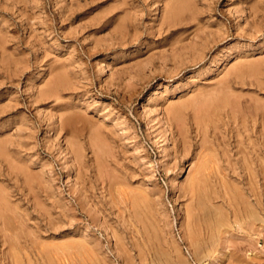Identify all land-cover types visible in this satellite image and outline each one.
Masks as SVG:
<instances>
[{
	"label": "rangeland",
	"instance_id": "obj_1",
	"mask_svg": "<svg viewBox=\"0 0 264 264\" xmlns=\"http://www.w3.org/2000/svg\"><path fill=\"white\" fill-rule=\"evenodd\" d=\"M260 105L264 0H0V264H264Z\"/></svg>",
	"mask_w": 264,
	"mask_h": 264
},
{
	"label": "bare ground",
	"instance_id": "obj_2",
	"mask_svg": "<svg viewBox=\"0 0 264 264\" xmlns=\"http://www.w3.org/2000/svg\"><path fill=\"white\" fill-rule=\"evenodd\" d=\"M174 2V1H173ZM249 6V5H248ZM254 6V5H253ZM252 6V7H253ZM250 10V9H249ZM7 38V37H6ZM7 48V47H6ZM6 52V51H5ZM236 66V65H235ZM255 67H256V65H255ZM239 68V67H238ZM236 72V71H235ZM237 74V73H236ZM250 85V84H249ZM47 86V85H46ZM195 91V90H194ZM233 91V90H232ZM192 95V94H191ZM233 95H234V93H233ZM60 97V96H59ZM211 97V96H210ZM207 98V97H206ZM258 98V97H257ZM201 99V98H200ZM236 99V98H235ZM239 99V98H238ZM257 100V99H256ZM246 101V100H245ZM237 102V101H236ZM249 102V101H248ZM241 104V103H240ZM239 104V105H240ZM243 104V103H242ZM256 104V103H255ZM260 106H262V105H260ZM205 108V109H202V108ZM225 107H229V108H231V109H234V108H237V107H240V106H236V103H235V101L232 99V97L230 96V95H228V94H224V95H220V96H218V97H216V98H212V99H210V100H203V102L200 104V109H202V110H205L206 111V113H209L210 114V111H211V113H212V109L214 110V113H215V111L217 110V109H221V108H225ZM259 107V106H258ZM245 108H247V107H245ZM240 109V108H239ZM259 109H261V111H260V116H262L261 118H262V122H263V124H264V106H262V108H259ZM68 111V110H67ZM222 113V112H221ZM233 113V112H232ZM216 115H217V113H216ZM220 114H218L217 116H219ZM234 115V114H233ZM79 116V115H78ZM246 116V115H245ZM260 116H259V118H260ZM74 118V117H73ZM258 118V119H259ZM82 119V118H81ZM198 120V119H197ZM246 120V119H245ZM87 122V121H86ZM195 122H197V121H195ZM252 122V121H251ZM71 123V122H70ZM262 124V125H263ZM73 125V124H72ZM255 125V124H254ZM207 126V125H206ZM258 125H256V127H257ZM255 127V126H254ZM253 127V128H254ZM248 128V127H247ZM262 128V127H261ZM200 129V128H199ZM250 129V128H249ZM206 130V129H205ZM258 130V129H257ZM73 132V131H72ZM73 134H75V133H73ZM92 134V133H91ZM262 134V133H261ZM220 136V135H219ZM260 136V135H259ZM208 137V136H207ZM252 138V137H251ZM255 140V139H254ZM260 143H261V141H260ZM97 146V145H96ZM260 147V146H259ZM202 149V148H201ZM255 150H258V149H255ZM207 154V153H206ZM210 154H212V153H210ZM74 155V154H73ZM253 155V154H252ZM257 155V154H256ZM259 155V154H258ZM262 155V154H261ZM110 157V156H109ZM216 159V158H215ZM213 161V160H212ZM242 161V160H241ZM244 161V160H243ZM245 161H247V160H245ZM259 164V163H258ZM217 165V164H216ZM260 165V164H259ZM100 166V165H99ZM216 167V166H215ZM262 168V167H261ZM264 168V167H263ZM106 169V168H105ZM261 170V169H260ZM224 171V170H223ZM201 172V171H200ZM206 172V171H205ZM211 174V173H210ZM209 174V175H210ZM109 175V174H108ZM213 177V176H212ZM245 177V176H244ZM263 177V176H262ZM206 180V179H205ZM212 181V180H211ZM262 181V180H261ZM209 182V181H208ZM240 182V181H239ZM258 183V182H257ZM139 184V183H138ZM215 186V185H214ZM222 187H223V185H222ZM220 188V187H219ZM252 188V187H251ZM28 189V188H27ZM122 189V188H121ZM256 189V188H255ZM113 190V189H112ZM219 190V189H218ZM223 190H225V189H223ZM222 190V191H223ZM4 191V190H3ZM2 191V192H3ZM114 191V190H113ZM257 191H259V190H257ZM121 192V191H120ZM245 192V191H244ZM123 193V192H122ZM228 193V192H227ZM232 193V192H231ZM205 194V193H204ZM233 194V193H232ZM113 195V194H112ZM220 195V194H219ZM236 195V194H235ZM263 195V194H262ZM239 197V196H238ZM250 197V196H249ZM248 197V198H249ZM112 198V197H111ZM208 198V197H207ZM243 198V197H242ZM0 199H1V197H0ZM204 199V198H203ZM236 199V198H235ZM234 199V200H235ZM263 199V198H262ZM197 200V199H196ZM200 202V201H199ZM205 202V201H204ZM217 202V201H216ZM251 203H252V201H250ZM153 203V202H152ZM203 203V202H202ZM212 203V202H211ZM239 203V202H238ZM261 203V202H260ZM204 204V203H203ZM233 205V204H232ZM250 205H252V204H250ZM262 205V204H261ZM131 206V205H130ZM204 206H205V204H204ZM4 207V206H3ZM145 207V206H144ZM207 207V206H206ZM230 207H232V206H230ZM255 207H256V205H255ZM255 207L253 208L252 206H251V208H249L246 212H245V217H248L249 219H247L246 218V221H249V220H251L252 221V223H255V222H264V217L259 213V211H257L256 209H255ZM260 207V206H259ZM209 208V207H208ZM215 208V207H214ZM217 208V207H216ZM234 208V207H233ZM257 208V207H256ZM261 208V207H260ZM117 209V208H116ZM141 209V208H140ZM207 209V208H206ZM220 209V208H219ZM232 209V208H231ZM259 209V208H258ZM223 212V211H222ZM237 212H238V210H237ZM210 214V213H209ZM216 214H217V216H215L216 217V220L218 221V222H223L224 223V221H222L224 218H223V215H222V213L220 212V211H217L216 212ZM224 214V213H223ZM132 215V214H131ZM234 215V214H233ZM243 215V216H244ZM243 216H241V217H243ZM207 217V216H206ZM214 217V216H213ZM214 217V218H215ZM201 218V217H200ZM202 219V218H201ZM228 219V218H227ZM243 219V218H242ZM211 220H213V219H211ZM3 221V220H2ZM6 221V220H5ZM12 221V220H11ZM129 221V220H128ZM132 222V221H131ZM208 222H209V220H208ZM217 222V223H218ZM237 222L239 223V224H241V222H240V218H238L237 219ZM212 223V222H211ZM216 223V222H215ZM237 223V224H238ZM5 224V223H4ZM110 224V223H109ZM185 225V224H184ZM222 225V223H220V226ZM241 227H244V226H241ZM260 229V228H259ZM153 230V229H152ZM216 230V229H215ZM259 231V230H258ZM193 232V231H192ZM209 233V232H208ZM219 234V233H218ZM39 235V234H38ZM61 238V237H60ZM208 238V237H207ZM210 238V237H209ZM227 238V237H226ZM195 239V238H194ZM45 242H47V241H45ZM227 242V241H226ZM21 243V242H20ZM51 242H49L48 244H50ZM54 243V242H53ZM220 243V242H219ZM9 244V243H8ZM61 244V243H60ZM121 244V243H120ZM124 244V243H123ZM172 244V243H171ZM200 244V243H199ZM19 245V244H18ZM36 245V244H35ZM41 245H42V243H41ZM190 246V245H189ZM211 246V245H210ZM10 247V246H9ZM18 248V247H17ZM42 248V247H41ZM44 248V247H43ZM69 248V247H68ZM209 248V247H208ZM241 248V247H240ZM38 249V248H37ZM66 249V248H65ZM60 250H63V249H60ZM17 251V250H16ZM87 251V250H86ZM169 251V250H168ZM204 251V250H203ZM218 251V250H217ZM54 252V251H53ZM72 252V251H71ZM98 252V251H97ZM118 252V251H117ZM138 252V251H137ZM41 253V252H40ZM50 253V252H49ZM89 253V252H88ZM94 253V252H93ZM93 253H92V255H93ZM204 253V252H203ZM213 253V252H212ZM57 254V253H56ZM43 255V254H42ZM55 255V254H54ZM215 255V254H214ZM49 256V255H48ZM47 256V257H48ZM59 256H60V254H59ZM217 256V255H216ZM91 257V256H90ZM50 258V257H49ZM225 258V257H224ZM238 258V257H237ZM172 260V259H171ZM215 260V259H214ZM52 261V260H51ZM67 261V260H66ZM153 261V260H152ZM209 263V262H208ZM182 264V263H181Z\"/></svg>",
	"mask_w": 264,
	"mask_h": 264
}]
</instances>
